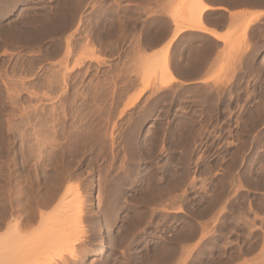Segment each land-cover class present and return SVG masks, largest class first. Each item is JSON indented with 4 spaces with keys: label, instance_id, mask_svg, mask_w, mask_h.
<instances>
[{
    "label": "rangeland",
    "instance_id": "rangeland-1",
    "mask_svg": "<svg viewBox=\"0 0 264 264\" xmlns=\"http://www.w3.org/2000/svg\"><path fill=\"white\" fill-rule=\"evenodd\" d=\"M204 1L0 0V210L31 179L81 196L83 221L47 210L46 254L83 231L60 264H264V0Z\"/></svg>",
    "mask_w": 264,
    "mask_h": 264
},
{
    "label": "bare ground",
    "instance_id": "bare-ground-1",
    "mask_svg": "<svg viewBox=\"0 0 264 264\" xmlns=\"http://www.w3.org/2000/svg\"><path fill=\"white\" fill-rule=\"evenodd\" d=\"M208 3L207 2H205L204 0H198V8H200L201 10H205V9H209V6L207 5ZM263 14V12H259V13H256V14H254V15H250V16H248L247 17V19L248 20H251V19H255V18H257L258 16H260V15H262ZM191 23V26L189 27V29L191 30H198V29H201V28H203L205 25H203V20H202V17L199 15V16H197V18H194L193 19V21H191L190 22ZM206 28V27H205ZM205 28L203 29L204 31H206L207 32V30H205ZM187 29V28H186ZM207 29V28H206ZM182 30V29H181ZM180 29H177V31H175V35L174 36H176L179 32H182ZM208 32H210L209 34H213V35H215V36H217V37H220L219 36V34L218 33H215V32H213V31H208ZM218 34V35H217ZM221 38V37H220ZM173 77V76H172ZM173 79V80H172ZM171 79V82L172 81H174L175 80V78L173 77ZM10 120V119H9ZM8 123V122H7ZM9 124V123H8ZM10 127H11V125H10ZM13 128V127H12ZM14 129V128H13ZM45 130V129H44ZM9 131V130H8ZM47 131V130H46ZM39 132V131H38ZM41 132V131H40ZM45 132V131H44ZM34 133H36V132H34ZM47 133V132H46ZM22 134V133H21ZM31 134V133H30ZM38 134V133H37ZM34 135V134H33ZM36 135V134H35ZM34 135V136H35ZM37 136V135H36ZM35 136V137H36ZM23 137H24V135H23ZM46 137V136H45ZM47 137H48V135H47ZM48 138H50V137H48ZM38 140V139H37ZM42 140V139H41ZM45 142H47V141H45L44 140V143ZM48 143H50V142H48ZM48 143H46V147H47V144ZM40 144V143H39ZM35 145V144H34ZM38 146V145H37ZM36 146V147H37ZM31 147V146H30ZM29 147V148H30ZM39 147V146H38ZM41 147V146H40ZM46 147H45V149H46ZM54 147V146H53ZM9 148V147H8ZM34 148V147H33ZM44 148V147H43ZM42 149V148H41ZM42 151V150H41ZM48 151V150H47ZM47 151H46V153H47ZM33 152V151H32ZM37 152V151H36ZM43 152V151H42ZM51 152V151H50ZM24 153V152H23ZM34 154V153H33ZM48 154V153H47ZM45 155V156H48V155ZM22 155V154H21ZM27 155V154H26ZM35 155H37V154H35ZM29 158V157H28ZM33 158H34V156H33ZM41 158V157H40ZM44 158V157H43ZM49 158V157H48ZM52 158V157H51ZM11 159V158H10ZM9 159V160H10ZM35 159V158H34ZM46 160V159H45ZM48 160V159H47ZM25 161H26V159H25ZM24 161V162H25ZM36 161H38V160H36ZM44 161V160H43ZM42 161V162H43ZM52 161V160H51ZM12 163V162H11ZM13 163H14V161H13ZM28 163V162H27ZM36 163V162H35ZM44 163V162H43ZM29 164V163H28ZM15 165V164H14ZM24 165L26 166V164L24 163ZM61 166V165H60ZM27 168V167H26ZM59 169H60V167H59ZM13 171H15V169L13 170ZM12 171V172H13ZM10 173V172H9ZM9 173H8V175H7V177H9L11 174H12V176H13V174L14 173H11L10 175H9ZM57 173V172H56ZM28 174H29V172H28ZM11 176V177H12ZM16 176H17V174H16ZM25 176V175H24ZM31 175H29V177H30ZM6 177V176H5ZM18 177V176H17ZM55 177V176H54ZM13 179H14V177H12ZM20 178V177H19ZM6 179V178H5ZM8 179H10V178H8ZM24 179H25V177H24ZM35 179V178H34ZM12 180V179H11ZM31 180H33V179H31ZM31 180H29L28 182L30 183V185L29 184H27V185H29V187L28 186H26L27 187V189H28V191H27V189H26V191L24 192L25 194L23 195V192H22V190L20 191V192H22V193H20V195L19 196H21V195H23V196H26V200L23 202V198H22V200H21V197L20 198H18L20 201H22L23 203L21 204V202H20V209H19V211H21V213H20V216L19 215H17L16 213H15V210L17 209L16 207L17 206H19V204L17 205L16 203H14L15 205H14V207H15V210H14V212L13 211H11V210H13L12 209V207H11V205H9L8 206V208H7V205L5 204V207L4 208H2L1 210H0V264H13L14 262H17V261H19L20 259H22V257H23V255H25V258H26V255L28 254V255H30L29 254V252H35V249H39V250H41L42 248H44V247H46V248H44V249H42L41 250V255H44V257H43V259H45V264L47 263V264H60L59 262L60 261H62L63 259H64V255H65V253H66V247L65 246H69V247H72L75 243H78V242H80V240L82 239V234L81 233H83V231L81 232H70V234L69 233H64V235H61V233L63 234V232H60L59 234H60V236L62 237V240L60 241H58V245H57V247L56 248H54V250L52 251V253L51 254H49V252L46 254V252L47 251H49V250H51V245H50V249H48V247H47V245L50 243H52L51 241H50V238H51V240L53 239L52 237V225H53V219H51L50 217H51V215L52 214H50L49 212L50 211H47L48 210V208L49 209H51L50 207H53V206H51L52 204L54 205V206H56V207H54L55 208V211L57 210V211H59L58 213H59V215H58V217L57 218H59V216H60V219H58L57 221H56V223L57 224H61V225H63L65 222L66 223H68V224H71V223H77L78 221L80 222V221H83L85 218V215H86V211L84 212V210H83V208L82 209H80V210H77V212H73V210H71V209H69V212H71V213H69L67 210L68 209H65V207L67 208V207H72V206H75V207H81L82 205H83V200H82V198H81V196H75V197H73L70 201H68L67 202V198H63V199H61L60 201H58V203L55 205L54 204V202H57V200H56V196H59L58 195V193H57V191H58V188L56 189V190H54V188H52L53 189V191H51L50 189V187H52L53 186V184L52 183H48L47 182V184L49 185L50 184V186H49V188L47 187L46 188V186H45V189L46 190H44V187H43V190L44 191H42V185H41V187H38V186H40V185H38V186H36L37 185V183L35 184V182H31ZM10 181V180H9ZM22 181V180H21ZM34 181V180H33ZM38 181V180H37ZM11 182H13V181H11ZM52 182V181H51ZM56 183H58L57 181H56ZM21 184V183H20ZM19 184V185H20ZM38 184H41V183H38ZM43 184V183H42ZM45 185H47L46 184V182L44 183ZM52 184V185H51ZM11 185V184H10ZM16 185V184H15ZM23 185V184H22ZM60 185V184H59ZM21 186V185H20ZM24 186V188H25V185H23ZM22 186V187H23ZM15 187V186H14ZM13 187V188H14ZM11 188V187H10ZM16 188H17V186H16ZM15 189V188H14ZM18 190L20 189L19 187L17 188ZM17 189H16V191H17ZM62 189V188H61ZM59 192V191H58ZM14 193V192H13ZM57 193V194H56ZM16 194V195H17ZM55 194H56V196H55ZM12 196H13V194H12ZM12 196H10L11 197V199H14ZM9 197V198H10ZM17 197V196H16ZM8 198V197H7ZM4 199V198H3ZM17 199V198H16ZM15 199V200H16ZM65 199H66V201H65ZM15 200H13L12 202H14ZM59 200V199H58ZM4 201H5V199H4ZM10 201V200H9ZM18 201V200H17ZM6 203H9V204H12V203H10V202H8V200H7V202ZM18 203V202H17ZM4 204H1V205H3L4 206ZM13 205V204H12ZM2 206V207H3ZM9 208H11V210L9 209ZM19 208V207H18ZM57 208V209H56ZM64 208V209H63ZM62 209V210H61ZM76 209V208H75ZM18 210V209H17ZM52 210V209H51ZM63 210H65V212H63ZM85 210H88V209H85ZM90 210H91V208H90ZM18 211V212H19ZM52 212V211H51ZM60 213H62V215L60 214ZM64 213V214H63ZM17 215V216H15V215ZM24 214H26V216L24 215ZM119 217V212H116V214L115 215H112V217H113V221L114 222H112V223H114V225H115V222H116V217ZM84 218V219H83ZM83 219V220H82ZM62 222H61V221ZM35 221H37L38 222V224H37V222H35ZM58 221H59V223H58ZM118 221V220H117ZM33 222H35V223H33ZM55 222V221H54ZM64 222V223H63ZM31 223H33V224H36L37 226H38V228H34L35 227V225H34V229L32 228V226L33 225H31ZM51 223H52V225H51ZM66 223L64 224V226L66 225ZM22 224H24V226H27L28 227V225H29V228H30V226H31V230L29 229V228H26L25 229V227L23 228L21 225ZM93 224H94V226H95V242H94V245H92L93 247H94V252L97 254V255H99V254H102V253H104V251H105V249H106V245H107V236H106V229H105V227H104V224H103V219L101 218V216L99 215V214H94V219H93ZM117 224V223H116ZM111 225H113V224H111ZM3 227H8V229L9 230H7V228H6V230H4V232H2V229H3ZM20 227H22L23 228V230L22 229H20ZM50 227H51V229H50ZM42 229V230H40V231H43L42 233H40V234H37L38 232H40V231H38L39 229ZM30 230V231H29ZM48 230H50V231H48ZM14 231V232H13ZM38 231V232H37ZM37 232V233H36ZM66 232V231H65ZM193 233V232H192ZM50 234V235H49ZM52 236V237H51ZM56 238V237H55ZM60 239V238H59ZM57 242H55V244H56ZM54 247V246H53ZM38 251V250H37ZM36 251V252H37ZM40 253V252H39ZM32 254V253H31ZM33 254H36V253H33ZM32 254V255H33ZM49 254V255H48ZM28 255H27V257H28ZM41 255H39V256H41ZM96 255V256H97ZM101 256V255H100ZM24 260V259H23ZM27 260V259H26ZM20 262H21V260H20ZM20 262H18V263H20ZM23 262V261H22ZM108 262V264H110L109 263V261H107ZM111 262V261H110ZM17 263V264H18ZM23 263H25V261L23 262ZM29 264V263H28Z\"/></svg>",
    "mask_w": 264,
    "mask_h": 264
},
{
    "label": "crops",
    "instance_id": "crops-1",
    "mask_svg": "<svg viewBox=\"0 0 264 264\" xmlns=\"http://www.w3.org/2000/svg\"><path fill=\"white\" fill-rule=\"evenodd\" d=\"M206 2V1H205ZM208 4V6H209V9L207 8V9H205L204 10V12L206 13V12H208V11H210L211 9H214L215 7H218L217 5H215L213 2H207ZM230 11H239V12H246V13H250V15L252 16V15H254V14H256V13H259V12H262V11H258L257 9H240V8H235V9H232V10H230ZM258 11V12H257ZM253 13V14H252ZM250 15H248V16H250ZM203 25H205L203 28H201V29H198L199 30V32H204V33H206V34H209L210 32H208V31H213V32H215V33H218L219 34V36H221V37H223V36H225L226 35V33H227V31H228V29H227V27H224V28H218L217 26H215L214 24H210V23H208V22H206V21H204L203 22ZM207 29H206V28ZM205 28V30H207V32L206 31H201V30H203ZM197 30V29H196ZM217 34V35H218ZM213 35V34H212ZM213 36H215V35H213ZM217 37V36H216Z\"/></svg>",
    "mask_w": 264,
    "mask_h": 264
}]
</instances>
